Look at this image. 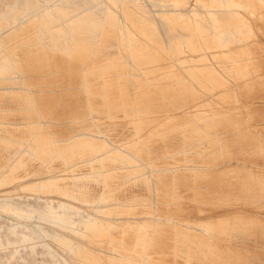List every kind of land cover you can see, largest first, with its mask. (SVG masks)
<instances>
[{
    "label": "bare ground",
    "instance_id": "obj_1",
    "mask_svg": "<svg viewBox=\"0 0 264 264\" xmlns=\"http://www.w3.org/2000/svg\"><path fill=\"white\" fill-rule=\"evenodd\" d=\"M11 4L14 12L5 13ZM18 12L36 18L19 29L20 48L5 63L4 74H16L32 93L35 80L68 78L72 90L83 94L67 96V106L89 115L90 126L106 141L135 151L152 179L128 185L124 173L105 166L111 177L105 178L102 200H117L114 205L138 216L150 209L149 193L159 207L149 240L141 229L99 233L91 221L78 218L97 242L146 254L140 263L138 254L129 260L91 245L87 262L264 264V217L237 209L264 202V0H0V30L16 15L5 18ZM80 14L93 26L68 28ZM13 39L7 35L1 45ZM6 90L0 94V169L17 149L8 140L31 133V108L47 112L55 101L39 95L45 93L29 98ZM99 116L107 122L95 123ZM61 156L65 153L57 148L40 149L7 172L24 176L47 165L59 167ZM157 157H170L169 167L155 163ZM136 188L141 194L135 203L124 201ZM93 190L88 186L83 192ZM63 198L75 204L69 195ZM177 200L194 204L204 216L191 220ZM138 202H144L142 211ZM45 211L38 217H48Z\"/></svg>",
    "mask_w": 264,
    "mask_h": 264
},
{
    "label": "rangeland",
    "instance_id": "obj_2",
    "mask_svg": "<svg viewBox=\"0 0 264 264\" xmlns=\"http://www.w3.org/2000/svg\"><path fill=\"white\" fill-rule=\"evenodd\" d=\"M14 5L11 4L5 13L14 12ZM106 11L118 20L114 12ZM101 13L103 12L101 11ZM16 14L19 12L9 14L5 19L12 18ZM22 14L16 15V20L11 23H2L4 24L3 29L0 30V39L7 35L14 37L8 46L1 45L0 40V94H4L8 87H12L14 92L26 94L29 98L37 95V93H45L39 95L49 98V101L51 99H55V101L48 105L49 110L47 112H41L36 109V106L31 108L32 119L28 122V129L31 133L27 138L8 140V142L16 144L17 149L0 169V204L6 208H0V243L4 245L0 247V264H89L88 259L84 258V254L91 251V245L94 247L102 245V250L124 256L129 260L134 259L138 254L140 263H143L146 256L145 250L137 253L133 249L122 247L117 243L97 242L88 233L86 226L78 223L77 219L82 218L91 221L95 225L96 231L105 234H111V230L116 228L141 229L147 233L146 238L149 240L154 233L152 222L156 215L153 212L155 208L159 207V205L154 206L155 202L151 194L148 193L145 196V202L150 205V209L146 214L138 216L133 215L134 211L129 214L128 209L114 205L119 201L102 200L101 196L105 178L111 177L105 166L116 167V173H124V176L130 180L128 185L136 183L137 180H146L152 183V179L149 178V169L141 166L135 151L131 152L125 147H117L106 141L98 131L90 126L92 120L90 121L89 115H79L80 113L77 112L75 106H67V100L71 99L66 98L67 96L73 95L77 98L79 94H83L76 89L72 90L68 78L57 79L52 77L49 82L35 80L33 82L34 94L28 91V85L16 74H4L5 63L16 54L14 51H18L20 48L18 41L21 40L22 35L19 29L27 21L36 18L30 19L31 13L30 15ZM67 24L70 25L68 27L70 29L72 25L93 26L91 19L86 20L83 14L77 16L74 23L68 22ZM119 24L117 22L115 26ZM68 32L71 34L73 31L66 30L69 35ZM35 34L34 31L32 35L35 37ZM28 36L31 38V35H26V37ZM69 38L67 37L65 40L66 54L69 52ZM99 81L101 82V80ZM261 102L258 100L257 104L261 105ZM64 106L66 107L63 108ZM99 117H95L93 121L100 125L107 122L102 116ZM260 128L264 129V123L261 124ZM55 130L59 131L58 135L54 134L53 131ZM10 138L13 139L14 137L10 136ZM133 147L135 148V146ZM54 148L65 153V156L60 157L62 162L59 167L47 165V167H42L43 171H35L24 176L21 174L12 175L7 172L20 157H32L37 150L50 151ZM173 157L177 156H171V158ZM171 158L167 157L161 160V157H157L155 159L158 161L155 163L163 162L165 165L161 166L168 168ZM60 169L65 170L61 174L62 176L53 178L54 173ZM88 186H92L94 190L90 191L89 195H85L83 191ZM136 193L126 196L124 201L134 204L135 202L132 200L138 198L141 192L136 188ZM64 195H69L75 204L64 201ZM176 202H180L179 207L190 213L191 220H198L199 217L204 216L198 214L194 204L180 200ZM142 204L144 202L136 203L137 210L142 211L144 209ZM103 205L105 208H102ZM171 205L173 204L169 203V206ZM263 205L264 202L254 208L240 207L237 209H243L249 215L264 217ZM260 207L263 209H259ZM203 208L205 209V207ZM46 209H49L48 217L42 219L38 217L39 212L46 214ZM63 213H69V217ZM40 221L41 224L38 223ZM121 221L124 222L120 223ZM11 231L15 233L12 234ZM57 239L63 241L66 246L58 244Z\"/></svg>",
    "mask_w": 264,
    "mask_h": 264
}]
</instances>
